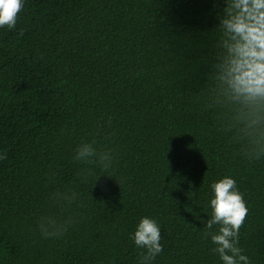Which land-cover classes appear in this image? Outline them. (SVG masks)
<instances>
[{
    "label": "trees",
    "instance_id": "obj_1",
    "mask_svg": "<svg viewBox=\"0 0 264 264\" xmlns=\"http://www.w3.org/2000/svg\"><path fill=\"white\" fill-rule=\"evenodd\" d=\"M222 6L24 0L0 28V264H142L130 234L146 215L151 264H220L203 226L225 175L248 207L239 244L264 264V156L246 157L209 80ZM84 142L109 167L75 160ZM45 217L70 222L46 237Z\"/></svg>",
    "mask_w": 264,
    "mask_h": 264
},
{
    "label": "clouds",
    "instance_id": "obj_2",
    "mask_svg": "<svg viewBox=\"0 0 264 264\" xmlns=\"http://www.w3.org/2000/svg\"><path fill=\"white\" fill-rule=\"evenodd\" d=\"M23 4L24 0H0V28L16 27ZM222 4L209 75L214 85L213 103L228 110L229 128H235L238 137L245 140L246 157L259 159L264 156V0H222ZM4 158L0 154V160ZM93 158H98L104 168L111 163L110 153H98L92 143L77 145L75 160L94 163ZM209 187L211 214L203 227L208 230L205 236L210 237L211 251L218 256L220 264H251L239 244L248 207L236 180L225 175ZM75 198V193L63 197L69 203ZM68 222L60 224L45 217L39 227L42 235L53 237L61 234ZM214 225H218L215 230ZM130 238L136 247L146 250L142 264H151L162 252L161 228L153 217H141Z\"/></svg>",
    "mask_w": 264,
    "mask_h": 264
}]
</instances>
